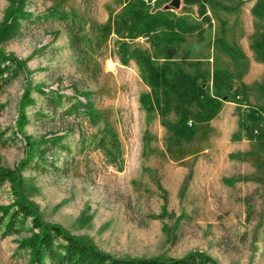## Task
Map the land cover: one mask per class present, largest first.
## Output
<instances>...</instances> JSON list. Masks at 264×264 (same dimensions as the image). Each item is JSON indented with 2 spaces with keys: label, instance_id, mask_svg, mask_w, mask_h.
<instances>
[{
  "label": "rangeland",
  "instance_id": "374dc122",
  "mask_svg": "<svg viewBox=\"0 0 264 264\" xmlns=\"http://www.w3.org/2000/svg\"><path fill=\"white\" fill-rule=\"evenodd\" d=\"M16 1L0 0V50L23 60L26 70L0 94V168L17 170L19 179L17 195L11 181L1 188L0 204L24 196L44 221L116 257L199 251L211 264H264V144L246 135L233 138L247 105L224 100L213 119L196 124L191 141L178 138L157 110L148 114L142 106L141 94L150 88L136 61L122 64L115 17L123 12L120 0H23L28 15L8 29ZM256 1L180 0L175 7L173 0H150L149 10L170 5L172 15L201 26L181 47L191 51L188 59L201 61L212 90L218 67L234 74L235 86L264 78V62L251 47L264 31V18L252 12ZM63 10L76 17L62 18ZM219 38L241 51L239 61L221 49ZM128 41L156 62L164 60V46L143 36ZM80 92L89 93L95 118L69 111L77 99L85 101ZM26 93L33 103L25 104ZM55 94L64 95L61 104ZM249 103L264 105V98L254 91ZM167 119L177 121L174 108ZM108 128L120 140L119 166L99 146ZM59 135H65V150L43 143L46 160L37 164L35 157L20 167L30 151L25 136L44 141ZM31 236L3 237L0 229V264H28L30 250L19 243Z\"/></svg>",
  "mask_w": 264,
  "mask_h": 264
},
{
  "label": "trees",
  "instance_id": "16d2710c",
  "mask_svg": "<svg viewBox=\"0 0 264 264\" xmlns=\"http://www.w3.org/2000/svg\"><path fill=\"white\" fill-rule=\"evenodd\" d=\"M123 12L117 15L120 27L118 33L123 38L120 45V59L122 64L128 65L130 60L136 61L141 76L150 90L141 94V104L148 114L157 110L163 119L164 125L174 130V134L181 139L191 141L196 132V124L201 121H210L220 111L224 100L245 103L247 109L239 113V130L233 135L234 139L242 136H250L264 144V105L250 104L251 92H258L260 99L264 98V78L262 82L254 85L241 83L234 85V74L226 68H216L212 74V90L208 82L209 73L200 68L201 61L188 59L190 50L183 49L181 45L187 41V36L201 28L200 25L190 22L185 16L172 15L170 10H149L153 3L150 0H120ZM205 14V3H199ZM23 0L16 1L12 10V24L8 29L16 30L19 24V16H27L22 12ZM58 11V8H52ZM255 16L264 18V0H257L252 8ZM61 17L71 20L76 17V12L61 11ZM14 32V31H13ZM10 35V34H9ZM139 36L151 40L154 47L164 46L165 57L160 63L140 47L132 48L128 40ZM220 41L221 49L239 61L242 53L239 49ZM74 45L77 41L72 40ZM251 47L257 58L264 62V31L260 38H254ZM182 52V55H180ZM190 69H193L192 73ZM25 69L23 60L14 54H7L0 50V94L3 88L17 78ZM37 91L46 94L38 87ZM85 101L77 99L69 107V111L75 108L81 114L89 118L97 116L96 109L88 92H80ZM239 97V98H238ZM64 95L55 94L52 98L57 104H61ZM242 98V99H240ZM259 100V99H258ZM25 104L33 103L30 93L25 95ZM174 108L177 121L164 120ZM19 129L22 130L25 117H21ZM191 122V123H190ZM29 152L20 167H28L35 157L39 164L46 160L47 149L42 144L49 142L58 150H65L63 143L65 135H59L44 141L31 140L26 137ZM99 146L112 165H118L123 160V151L117 133L107 129V133L100 139ZM40 159V160H39ZM30 164V165H29ZM19 167V168H20ZM19 179L18 171L8 168H0V190L7 181L12 182L14 192L17 195L16 181ZM0 229L2 236L19 235L29 232L31 237L22 239L20 248L30 250L28 264H211V257L192 251L182 257H116L106 253L84 237H79L68 232L60 224L44 221L36 205L24 196L18 197L8 205L0 204Z\"/></svg>",
  "mask_w": 264,
  "mask_h": 264
},
{
  "label": "water",
  "instance_id": "95a60500",
  "mask_svg": "<svg viewBox=\"0 0 264 264\" xmlns=\"http://www.w3.org/2000/svg\"><path fill=\"white\" fill-rule=\"evenodd\" d=\"M173 5H174L175 7H179V6H180V0H173ZM164 8H165V9H169V8H171V7H170V5H165Z\"/></svg>",
  "mask_w": 264,
  "mask_h": 264
},
{
  "label": "bare ground",
  "instance_id": "6f19581e",
  "mask_svg": "<svg viewBox=\"0 0 264 264\" xmlns=\"http://www.w3.org/2000/svg\"><path fill=\"white\" fill-rule=\"evenodd\" d=\"M114 67H115V64H114V63H112V62H110V63H109V68H110L111 70H113V69H114Z\"/></svg>",
  "mask_w": 264,
  "mask_h": 264
}]
</instances>
